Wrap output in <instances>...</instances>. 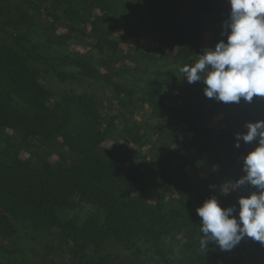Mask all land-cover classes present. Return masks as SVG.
Listing matches in <instances>:
<instances>
[{
  "label": "trees",
  "instance_id": "1",
  "mask_svg": "<svg viewBox=\"0 0 264 264\" xmlns=\"http://www.w3.org/2000/svg\"><path fill=\"white\" fill-rule=\"evenodd\" d=\"M91 1L97 5L98 0ZM173 1L178 6L186 2ZM213 1L220 6L228 2L188 0L193 12L209 11ZM62 6L61 0H0V264H24L19 251H26L27 245L31 251L27 255L32 256L41 240H46L45 246L55 240L70 250L68 260L50 259L49 264H110L103 251L111 246L135 247L140 252L141 242L159 255L163 241L176 235L184 240L183 255L176 264H264V245L248 237L228 251L215 242L202 248L201 218L196 213L213 197L222 208H238V199L257 189L224 183L195 187L174 165L178 155L171 149L176 143L173 135L167 136L171 141L163 144L154 163L155 182L142 166L123 159L103 127L93 97L64 94L53 99L44 80L50 78L48 69L57 61L75 65L84 76L103 78L122 106L123 97L133 96V86L116 81V74L107 69L101 74L92 63L107 68L116 60L117 45L100 26L92 30L97 61L77 53L55 60L43 53L33 25L58 17ZM204 32L196 17L181 15L179 10L156 15L155 46L176 69L148 75L143 102L155 126L168 131L188 123L177 99L193 101L198 110L211 106L233 112L244 122L264 120V98L226 104L207 98L202 81L187 83L181 68L194 65L199 55L212 49ZM168 91L176 99L165 96ZM137 129L135 125V132L128 128L126 132L139 145ZM14 131L22 133L19 144L11 138ZM34 145L47 154L37 165L32 160L38 153L30 149ZM233 174L235 181L244 176L243 171ZM77 202L94 211L82 220L69 217Z\"/></svg>",
  "mask_w": 264,
  "mask_h": 264
},
{
  "label": "rangeland",
  "instance_id": "2",
  "mask_svg": "<svg viewBox=\"0 0 264 264\" xmlns=\"http://www.w3.org/2000/svg\"><path fill=\"white\" fill-rule=\"evenodd\" d=\"M61 2L63 6L58 17L51 16L48 23L33 25L36 40L41 44L43 53L55 60L77 53L87 58L96 57L97 61L92 30L94 25L100 26L105 36L117 45L116 60L107 68L99 62L92 63L101 74L107 71L114 73L116 81L128 87L133 86V96L123 97L126 103L122 106L103 78L84 76L75 65L57 61L48 69L50 78L44 80L45 85L52 90L53 99H59L64 94H87L93 97L101 114L103 127H107L110 141L118 145L123 159L142 166L149 179L155 182L157 179L152 173L154 163L163 144L171 141L167 136L173 135L176 143L171 144V149L178 155L174 165L188 176L195 187L204 188L222 183L226 187H234L233 173L243 171V157L256 146L255 141L252 144L239 141L240 147H235L238 143L236 135L246 133L245 125L249 122L240 120L230 111L211 106L198 110L193 106V101L184 103L177 99L188 123L178 130L167 128V131L159 124L155 126L149 116L150 109L143 102L148 75L176 69L175 64L165 61L162 52L155 46L153 24L156 15L176 9L181 15L196 17L204 27L208 46L214 48L216 43L225 40L222 33L225 32L224 24L230 14L229 3L224 2L220 6L213 1L209 5V11L193 12L188 0L181 6L176 5L173 0H98L95 6L91 0ZM66 35L68 39H65ZM136 65L145 69L137 70ZM165 96L176 99L170 91L165 92ZM135 125L139 127V145L134 144L126 132V128L135 132ZM10 134L13 141L19 144L22 133L14 131ZM2 146L4 145L1 144ZM30 149L38 153L32 160L36 165L47 157L43 148L34 145ZM93 211L92 206L77 202L68 216L82 220ZM45 242L46 240H41L35 244L36 253H32V256L27 255L31 251L24 245L27 250L19 251V259H23L24 264H49L50 259H69L70 250L66 245L52 240L45 246ZM183 243L184 240L179 235L168 237L163 241V252L159 255H155L149 245L141 242L140 252L135 247L127 249L111 246L103 253L107 255L110 264H176L183 255ZM49 246L50 251L47 248Z\"/></svg>",
  "mask_w": 264,
  "mask_h": 264
},
{
  "label": "clouds",
  "instance_id": "3",
  "mask_svg": "<svg viewBox=\"0 0 264 264\" xmlns=\"http://www.w3.org/2000/svg\"><path fill=\"white\" fill-rule=\"evenodd\" d=\"M230 14L224 24L225 40L207 49L192 66L181 72L187 83L202 81L204 95L217 101L251 103L253 97L264 98V0H228ZM246 133L237 134L245 144L256 142L242 162L244 176L234 187L252 186L247 197L238 199V208L219 206L215 197L196 209L201 218V247L210 242L222 251L234 248L245 237L264 245V120L249 122ZM235 214V215H234Z\"/></svg>",
  "mask_w": 264,
  "mask_h": 264
}]
</instances>
